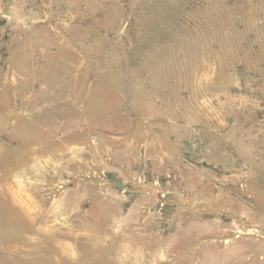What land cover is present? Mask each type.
<instances>
[{
	"label": "rangeland",
	"instance_id": "obj_1",
	"mask_svg": "<svg viewBox=\"0 0 264 264\" xmlns=\"http://www.w3.org/2000/svg\"><path fill=\"white\" fill-rule=\"evenodd\" d=\"M0 264H264V0H0Z\"/></svg>",
	"mask_w": 264,
	"mask_h": 264
},
{
	"label": "water",
	"instance_id": "obj_2",
	"mask_svg": "<svg viewBox=\"0 0 264 264\" xmlns=\"http://www.w3.org/2000/svg\"><path fill=\"white\" fill-rule=\"evenodd\" d=\"M117 184L121 186V184L119 182Z\"/></svg>",
	"mask_w": 264,
	"mask_h": 264
}]
</instances>
